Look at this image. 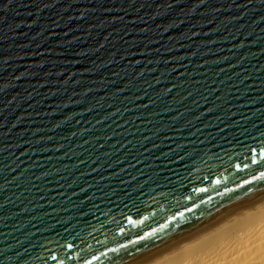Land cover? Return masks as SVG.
<instances>
[{
  "label": "water",
  "instance_id": "obj_1",
  "mask_svg": "<svg viewBox=\"0 0 264 264\" xmlns=\"http://www.w3.org/2000/svg\"><path fill=\"white\" fill-rule=\"evenodd\" d=\"M262 174L264 0H0V264H151Z\"/></svg>",
  "mask_w": 264,
  "mask_h": 264
},
{
  "label": "bare ground",
  "instance_id": "obj_2",
  "mask_svg": "<svg viewBox=\"0 0 264 264\" xmlns=\"http://www.w3.org/2000/svg\"><path fill=\"white\" fill-rule=\"evenodd\" d=\"M151 264H264V204Z\"/></svg>",
  "mask_w": 264,
  "mask_h": 264
},
{
  "label": "snow or ice",
  "instance_id": "obj_3",
  "mask_svg": "<svg viewBox=\"0 0 264 264\" xmlns=\"http://www.w3.org/2000/svg\"><path fill=\"white\" fill-rule=\"evenodd\" d=\"M262 176H264V174H262Z\"/></svg>",
  "mask_w": 264,
  "mask_h": 264
}]
</instances>
